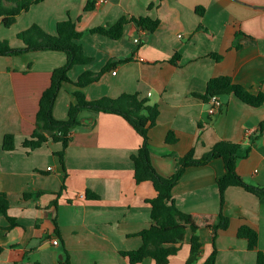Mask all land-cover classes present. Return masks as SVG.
<instances>
[{"label": "crops", "instance_id": "0c3cea01", "mask_svg": "<svg viewBox=\"0 0 264 264\" xmlns=\"http://www.w3.org/2000/svg\"><path fill=\"white\" fill-rule=\"evenodd\" d=\"M138 18L158 26L149 32L129 22L117 40L89 33ZM67 20L82 34L77 44L87 59L69 69L67 78L75 83L83 73H100L82 90L87 100L136 94L157 107L148 150L159 175L171 177L189 151L200 159L227 141L239 146L236 174L247 185L264 187V133L259 131L264 104L253 108L232 94L221 95V109L208 115L200 98L207 82L219 76L252 93L264 91V0H43L9 28L0 18V41L23 49L19 33L37 25L55 35L57 24ZM65 63V54L53 51L0 56V193L16 223L7 230L8 220L0 216V264H129L120 252L138 249V233L151 225L146 201L156 193L149 182L135 183L130 159L142 140L122 117L81 111L63 166L55 155L61 143L49 140L33 151L22 146L35 128L51 73ZM73 90L62 85L52 109L56 120H66ZM169 134L174 141H166ZM6 135L13 137L11 152L2 150ZM224 172L221 159L188 167L173 188L175 206L191 217L201 245L193 264H204L212 253L214 264H258L259 254L264 264V204L256 196L240 187L226 189L222 215L229 225L213 233L220 211L216 181ZM242 227L257 234L252 249ZM190 238L187 229L164 243L178 248L167 264H186Z\"/></svg>", "mask_w": 264, "mask_h": 264}, {"label": "trees", "instance_id": "16d2710c", "mask_svg": "<svg viewBox=\"0 0 264 264\" xmlns=\"http://www.w3.org/2000/svg\"><path fill=\"white\" fill-rule=\"evenodd\" d=\"M43 0H0L1 24L9 28L15 23L16 17L22 12ZM90 7L88 4L85 10ZM134 22L142 29L153 32L157 26V21H150L147 18L132 20L121 19L115 25L108 28H93L91 34H99L112 40L120 39L124 26ZM82 34L75 29V23L71 20L60 22L56 26V34L50 35L44 32L37 25L30 26L27 30L19 33L17 38L23 43V49H11L6 41H0V56H17L28 52L53 51L62 52L66 56L64 66L53 70L50 77L49 87L42 93L38 111L35 116V128L28 139L22 142V146L29 151H33L42 146L43 143L51 140L61 143L62 150L55 153L59 163L63 166L64 150L70 140V132L78 124L79 113L83 110L96 113L115 114L122 117L141 138V145L137 151L130 156L134 165V180L136 184L149 182L153 186L156 196L146 202L150 205L151 225L149 228L138 233L141 238V246L132 251L120 252V255L127 258L129 264H138L144 259H151L155 264H167L169 258L176 255L178 248L164 247V243L183 235L187 229L191 231L190 251L186 264H193L196 261L200 249L199 238L196 235V227L191 222L188 214L181 212L174 203L172 192L178 183L185 169L188 167L203 166L214 159H221L224 165V175L216 181L220 211L216 221L212 224L213 233L217 230H225L229 225V219L222 215L224 202V192L230 187H240L246 192L256 196L261 204H264V187L250 186L235 172V162L238 159L239 146L227 141L216 143L200 159L193 157L192 150L185 156L179 158L176 163L174 174L165 178L159 175L151 164L148 150V132L155 125L159 115L156 106H150L147 101L139 98L136 94H122L118 98H100L89 101L86 99L83 89L93 82H96L100 73H83L75 83L67 78V72L75 65L85 64L87 59L83 56L77 41ZM215 60H220V56H213ZM63 84L74 87L71 95L73 102L69 105L67 118L64 121L56 120L52 115L53 105L57 94ZM261 85H264L262 83ZM233 95L243 104L257 108L264 104V91L259 90L252 93L250 90L234 83L230 77L219 76L210 79L206 85L205 94L200 98L207 103L211 96ZM259 131L264 133V122L259 125ZM167 142H172L170 134L166 138ZM14 141L11 135H6L2 141V150L11 152L14 150ZM87 199H97V196L85 193ZM8 201L5 194L0 193V216L8 220L7 230L16 226L13 219L7 216ZM241 236L247 241L249 249L255 247L257 234L253 230L242 227ZM261 255L257 256V263L261 264ZM61 264H68L64 261ZM204 264H214V253H212Z\"/></svg>", "mask_w": 264, "mask_h": 264}, {"label": "built area", "instance_id": "2783aa9c", "mask_svg": "<svg viewBox=\"0 0 264 264\" xmlns=\"http://www.w3.org/2000/svg\"><path fill=\"white\" fill-rule=\"evenodd\" d=\"M134 42H138L137 39L134 40ZM139 61H142V59L139 58ZM114 74V72L112 73ZM222 107V103L219 100V98L217 96H211L209 97L208 101H207V114L208 115H214L215 113H217ZM52 244L55 246L57 245V241L54 240L52 242Z\"/></svg>", "mask_w": 264, "mask_h": 264}]
</instances>
